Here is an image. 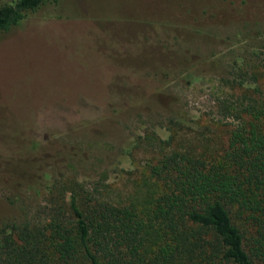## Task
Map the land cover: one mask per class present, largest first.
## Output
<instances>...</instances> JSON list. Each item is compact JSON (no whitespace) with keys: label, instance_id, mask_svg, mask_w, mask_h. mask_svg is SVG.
<instances>
[{"label":"rangeland","instance_id":"374dc122","mask_svg":"<svg viewBox=\"0 0 264 264\" xmlns=\"http://www.w3.org/2000/svg\"><path fill=\"white\" fill-rule=\"evenodd\" d=\"M246 91L264 110V0L47 1L0 32V225L73 191L145 216L151 165L220 160L237 122L220 104ZM233 221L264 264L261 219Z\"/></svg>","mask_w":264,"mask_h":264},{"label":"trees","instance_id":"16d2710c","mask_svg":"<svg viewBox=\"0 0 264 264\" xmlns=\"http://www.w3.org/2000/svg\"><path fill=\"white\" fill-rule=\"evenodd\" d=\"M47 1L0 3V32ZM247 73H235L238 87ZM222 103L237 121L222 158L162 154L150 167L158 192L145 216L73 191L65 212L58 205L47 219L0 225V264H253L233 211L264 225V110L247 91Z\"/></svg>","mask_w":264,"mask_h":264}]
</instances>
